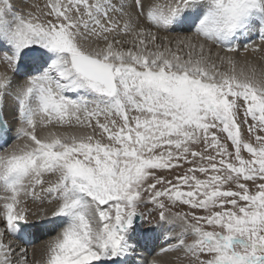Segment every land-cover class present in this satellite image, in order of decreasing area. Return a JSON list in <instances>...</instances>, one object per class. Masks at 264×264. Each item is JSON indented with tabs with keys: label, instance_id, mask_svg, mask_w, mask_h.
Returning <instances> with one entry per match:
<instances>
[{
	"label": "snow or ice",
	"instance_id": "obj_1",
	"mask_svg": "<svg viewBox=\"0 0 264 264\" xmlns=\"http://www.w3.org/2000/svg\"><path fill=\"white\" fill-rule=\"evenodd\" d=\"M257 61L264 0H0V264H264Z\"/></svg>",
	"mask_w": 264,
	"mask_h": 264
},
{
	"label": "bare ground",
	"instance_id": "obj_2",
	"mask_svg": "<svg viewBox=\"0 0 264 264\" xmlns=\"http://www.w3.org/2000/svg\"><path fill=\"white\" fill-rule=\"evenodd\" d=\"M241 55L243 56V53ZM257 63H258L259 67L264 68V62L257 61ZM44 239H46V238H44Z\"/></svg>",
	"mask_w": 264,
	"mask_h": 264
}]
</instances>
